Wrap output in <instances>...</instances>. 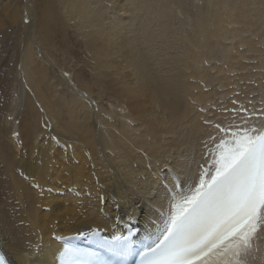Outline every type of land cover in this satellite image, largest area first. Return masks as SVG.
I'll use <instances>...</instances> for the list:
<instances>
[{
	"label": "bare ground",
	"instance_id": "obj_1",
	"mask_svg": "<svg viewBox=\"0 0 264 264\" xmlns=\"http://www.w3.org/2000/svg\"><path fill=\"white\" fill-rule=\"evenodd\" d=\"M32 2L4 3L0 17L27 26L20 95L0 91V247L10 264H63L66 248L82 264H112L81 236L131 227L140 251L152 247L215 171L219 149L205 146L202 124L211 111L199 109L238 80L264 90V0H207L191 29L178 18L183 0ZM54 24L72 28L90 59L85 77L58 69L56 89L39 47ZM71 236L80 242H62ZM248 264H264V231Z\"/></svg>",
	"mask_w": 264,
	"mask_h": 264
},
{
	"label": "snow or ice",
	"instance_id": "obj_2",
	"mask_svg": "<svg viewBox=\"0 0 264 264\" xmlns=\"http://www.w3.org/2000/svg\"><path fill=\"white\" fill-rule=\"evenodd\" d=\"M199 83L209 91L203 80ZM154 94L167 95L160 86ZM232 105L223 108L221 120L202 119L211 129L205 146L211 141L219 149L215 171L208 179L201 176L194 193L171 215L149 249L148 264H248L253 240L264 231V107L249 108L238 100ZM111 243L125 250L130 241L114 236ZM63 255L69 257L63 264H82L71 259L72 249ZM0 264H10L3 252Z\"/></svg>",
	"mask_w": 264,
	"mask_h": 264
},
{
	"label": "rangeland",
	"instance_id": "obj_3",
	"mask_svg": "<svg viewBox=\"0 0 264 264\" xmlns=\"http://www.w3.org/2000/svg\"><path fill=\"white\" fill-rule=\"evenodd\" d=\"M25 1L26 0H0V17L2 18L4 17V15H2V11H3L2 5L4 3H7L11 7L12 5L20 6L22 2L24 4ZM30 1L32 2V0H27L28 3ZM39 1H47V0H33L32 4L33 3L36 4ZM206 3H207V0H183L184 10H183V13H181L179 10L178 18L183 21L185 20L184 22L187 24V28L191 29V27L195 23L196 17H198L197 15L199 14V12H201L205 8ZM35 15H36L35 17L37 18V14ZM2 18L0 19L3 21V23L5 22L6 23L5 24L2 23L3 26L1 25L0 27V88H1L0 91L2 90L1 92L5 93L6 96L10 91L12 94L19 96L20 95L19 85L21 81L20 79L21 73L19 71L21 41H22L23 31L27 28V26L24 22V19L22 20V22L11 23V22H7V19L3 20ZM48 26L51 28L53 27L55 28L54 30L50 29L51 33H50V36L47 42L48 44H45L43 40L42 42L39 43L41 44V46L39 47L43 48V51L47 54L48 58H50L53 61L55 65V67H51V66L48 67L49 69L48 70L49 71L48 72V83L52 87V89H56L57 82L56 80H53V77L56 76L55 73L59 72L58 69H61L62 74L66 76L72 77L75 74L82 73L83 77H85V75L87 74V70L90 69V65H89L90 59L87 56V51L84 47V43L80 41L81 39L78 36H76V33L72 28H65V26L56 25V24L51 25V26L48 25ZM2 80H5V81H2ZM80 80H82V78ZM231 80H233V75H232ZM72 81L71 83H73L78 88H80V86L75 81L74 82ZM236 83H238V85L234 84L235 86H233V88L230 89V91L228 92L227 91L222 92V90L218 91L220 96L222 95L221 97H223L224 95L223 98H220V96L218 97L219 94H217V99H215L216 97L214 98L216 101L215 100L209 101V104L206 105V107L204 108L205 111L202 112L204 113V115L208 113L207 115H205L206 118H211V117L213 118L215 116L217 117L215 118L216 120L223 119V116L220 114L222 113L224 106L231 108L233 106L232 105L233 100H238L240 103L244 104L245 106L249 108H252L253 106L257 109L264 107V90L260 91L257 86H253L252 87L253 89H251L250 88L251 85H249L245 81L238 80V82ZM233 89L235 90V92ZM4 90H8V91L6 92ZM96 93L97 92L94 91L91 94V100L93 101V103H95L98 107L99 106L101 107L102 105L106 107L108 103V101L106 100L108 99L99 100L97 99L95 95ZM236 93H239V95L237 96ZM226 95L228 96V98ZM108 96L111 97L112 95L109 94ZM47 97L51 99L49 95ZM225 100L226 102L224 103ZM248 101H251L252 103L249 104ZM216 102H217V105H216ZM222 104H225V105L221 106ZM212 106L214 108L215 106H219V107L214 109ZM207 111H211V113Z\"/></svg>",
	"mask_w": 264,
	"mask_h": 264
}]
</instances>
